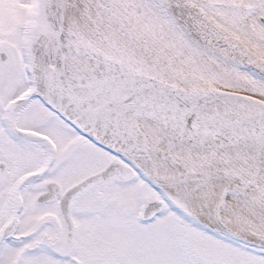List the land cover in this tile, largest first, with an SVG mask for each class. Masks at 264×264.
Listing matches in <instances>:
<instances>
[{
	"label": "snow or ice",
	"instance_id": "obj_1",
	"mask_svg": "<svg viewBox=\"0 0 264 264\" xmlns=\"http://www.w3.org/2000/svg\"><path fill=\"white\" fill-rule=\"evenodd\" d=\"M0 264H264V0H0Z\"/></svg>",
	"mask_w": 264,
	"mask_h": 264
}]
</instances>
